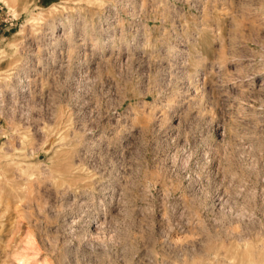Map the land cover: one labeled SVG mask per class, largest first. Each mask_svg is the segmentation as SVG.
Returning <instances> with one entry per match:
<instances>
[{"label": "rangeland", "instance_id": "1", "mask_svg": "<svg viewBox=\"0 0 264 264\" xmlns=\"http://www.w3.org/2000/svg\"><path fill=\"white\" fill-rule=\"evenodd\" d=\"M0 264H264V0H0Z\"/></svg>", "mask_w": 264, "mask_h": 264}]
</instances>
